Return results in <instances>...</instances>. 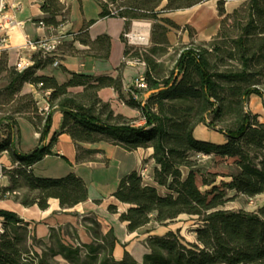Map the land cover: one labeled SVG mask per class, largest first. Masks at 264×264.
<instances>
[{
    "label": "trees",
    "instance_id": "1",
    "mask_svg": "<svg viewBox=\"0 0 264 264\" xmlns=\"http://www.w3.org/2000/svg\"><path fill=\"white\" fill-rule=\"evenodd\" d=\"M98 1L102 8L100 17L124 18L125 31L134 20L146 19L153 23L151 47L142 51L127 44L124 51L125 58H139L146 64V89L133 90L131 86L130 95L125 99L126 104L140 110L144 123L137 125L136 119L114 115L110 104L98 96L99 89L107 86L121 94L120 76L72 73L71 79L59 83L52 76L36 74L38 68L52 62L51 57L40 55L33 65L22 71L1 59L0 74L8 73L5 89L9 92L10 102L14 97L24 101L15 113L28 119L40 133V143L32 151L19 153L13 149L18 170L11 176L12 184L4 188V192H13L20 177L25 191L17 199L25 206L37 204L44 209L49 198H57L62 207H71L87 199L86 184L75 173L60 178H41L30 170L44 156L57 154L52 148L61 132L68 133L77 145V162L96 160L95 154L99 152L83 148L80 142L107 140L129 151L151 147L155 164L152 178L164 190L144 183L139 171L123 176L113 195L130 206L121 213L120 219L134 231L152 219L167 224L180 216L194 217L196 239L203 247L197 249L193 241L179 231H170L163 237L149 239L151 252L144 255L143 262L138 263L128 253L117 262L112 257L115 239L106 240L99 232L98 222L91 221L87 228L103 242L86 246L84 257L79 246H67L60 241L56 246L45 247L40 255L28 247L29 238L36 240L31 236L28 224L15 212L2 209L0 215L4 217L5 231L0 235V264H48V258L58 254L73 264L81 258H85L84 264H264V204L255 211L224 206L229 201L225 190L250 198L264 193V121L260 120L259 114L245 109L252 94L261 97L264 106V87L259 86L262 83L259 76H264V0H251L249 20L233 40V45H217L221 26L208 41L179 42L174 67L165 75L160 71L162 63L156 56L159 50L173 46L167 39V32L170 27L179 26L162 14L207 0ZM226 1L218 0L221 23L224 18L238 13V8L226 13ZM68 10L61 0H43L45 16L38 22H43L46 27H59L68 22ZM89 24L85 23L74 39L88 45L89 54L107 58L110 37L104 34L91 40ZM122 38L125 40L124 36ZM213 50H225L229 58L238 54L241 67L213 70L209 57ZM69 51L77 52L72 45ZM25 83L33 84L44 94L47 110L39 107V100L33 94L21 93ZM74 86H83V90L73 93L69 89ZM225 86L229 95L235 98L237 108L229 107V112L235 113L234 124L220 129L216 128V121L226 112V105L220 101V90ZM159 87L163 89L145 96L148 90ZM133 91L139 94V99L134 97ZM174 99L196 101V105L166 103V100ZM57 110L63 113L61 129L47 142L52 116ZM5 119L8 140L14 148L18 124L10 116ZM200 124L216 129L226 141L215 143L196 138L194 131ZM6 149L5 144H0V151ZM201 155L218 156L223 160L232 158L236 172L229 175V180L222 181L221 186L216 185L214 180L195 169ZM197 175H201L203 185H212L211 189L202 191L197 184ZM109 209L116 210V206L110 205ZM54 236L57 238L51 233V239Z\"/></svg>",
    "mask_w": 264,
    "mask_h": 264
},
{
    "label": "crops",
    "instance_id": "2",
    "mask_svg": "<svg viewBox=\"0 0 264 264\" xmlns=\"http://www.w3.org/2000/svg\"><path fill=\"white\" fill-rule=\"evenodd\" d=\"M3 1L5 8L0 11V37L5 34L7 40L4 45H0V61L4 59L9 66H14L16 61L22 57L30 59L34 63L42 54L37 45L27 46V40L58 36L60 42L56 56L60 59L59 66L49 64L38 68L36 74L52 76L59 83L71 79L72 73L110 76L112 78L120 76L122 81L121 94L113 87L107 86L99 89L98 96L110 104L114 115L120 114L126 118L136 119L139 125L144 123L140 110L125 102V99L130 95L129 89L133 81L140 74L145 73L146 66L125 61L124 51L128 43L125 37V40L122 38L126 32L124 18L100 17L102 8L98 0H61L69 8L68 22L56 28L46 27L38 22L45 16L42 11L43 0ZM239 4V0H227L225 2L226 13L233 12ZM162 17L171 19L179 26V28L170 27L167 32V39L172 45H176L178 42L188 43L191 40L196 42L208 41L218 33L222 20L218 11V0H207L188 8L166 12L162 14ZM9 19H13L17 24L6 29L3 28V24H6ZM57 19H60V16ZM135 21V26L138 23L149 24L140 20ZM88 22L90 23L88 35L91 40H95L104 34L110 37V52L107 58L89 54L87 52L89 46L74 39L75 34L79 33L85 23ZM70 45L77 52H70ZM22 87L23 94L31 93L38 98L40 108H45L48 105L44 94L38 91L33 84L25 83ZM69 90L73 93L81 92L83 86H74ZM249 102H255L257 105L254 113L263 112L262 99L258 96L252 94ZM62 121L63 113L60 110L55 111L47 142L54 133L60 131ZM17 124V134L14 141L15 150L19 153H28L39 145L40 133L24 117H18ZM194 135L198 139L215 143L226 141L223 134L209 129L204 124L196 127ZM80 145L86 149L98 150L99 152L95 154L96 160L77 162V145L68 133L61 132L58 133L52 148L53 152L57 154L44 156L33 164L30 170L35 176L41 178H60L69 173H75L86 184L88 191L86 200L71 207H62L59 199L49 198L48 206L42 209L37 204L25 206L19 202V199L9 198L8 195L11 193L9 191H5L4 195L0 196V210L15 212L28 224V228L32 232L31 235L43 245V248H39L33 244L31 250L42 255L45 247L56 246L57 241H60L67 246H79L82 257H84L87 253L86 246L98 245L103 242V240H97L87 228L91 226V221L98 222L99 232L105 236L106 240L115 239L112 257L117 262L122 261L126 253L138 263L143 262L144 255L151 252L149 239L152 237H163L170 231H179L185 236L184 227L180 221L183 216L167 224H160L152 219L147 225L134 231H130L127 222L120 219L121 213L130 206L119 201L113 195L123 176L132 171H139L142 164L147 163L149 177L143 179L144 183L154 185L160 191L164 190L152 178L155 164L151 157L153 152L151 147L129 151L107 140L93 143L80 142ZM216 157L218 158V156ZM231 160L233 159L229 158V161ZM5 162L10 163L6 165L10 170H18L17 160L14 157L2 156L0 163L5 164ZM207 172L217 174V172L209 169ZM11 184V176L0 178V192ZM24 191L22 180L18 177L13 192L20 195V198ZM110 205H115L116 210H110ZM51 233L56 234L57 238L54 236L51 239ZM189 240L193 241L194 239ZM146 243H149V246H146ZM50 258L65 260L72 264L60 254L50 256Z\"/></svg>",
    "mask_w": 264,
    "mask_h": 264
},
{
    "label": "rangeland",
    "instance_id": "3",
    "mask_svg": "<svg viewBox=\"0 0 264 264\" xmlns=\"http://www.w3.org/2000/svg\"><path fill=\"white\" fill-rule=\"evenodd\" d=\"M240 4L238 6V13L226 17L223 19L221 23V29L220 34L218 36L219 43L217 45L223 46V44L233 45V40L235 37L241 33L243 27L245 26L246 22L249 20V5L251 0H239ZM144 22H148V28H149V39L146 43L142 44H130L131 46H134L136 49L139 50H145L153 45L152 42V30H153V23L151 20H141ZM132 28V23L126 31H130ZM178 46L179 42L176 45H173L165 50H159V55L156 56V59L158 61H161L162 66L160 68V71L163 75L169 74L171 69L174 67L175 60L178 57ZM226 49V46H225ZM227 52L225 50H213L211 52L210 61L213 66V70L215 71H222L226 69H236L238 67H241V62L239 55L236 54L235 58H229L227 55ZM255 63L257 61L255 60ZM259 67V66H257ZM7 72H3L0 74V144H5L6 150L0 151V158L4 155H7L9 158L14 157L13 156V148L10 145V141L8 140L7 135V127H6V119L5 117H12L14 121L16 122L19 115L15 113L16 108H18L20 105L24 104L23 100L17 99L14 97V100L10 102L9 92L5 89L6 85V75ZM262 83L259 85L260 87H264V76H259ZM23 88V87H22ZM227 86L222 87L220 90V101L223 102L226 105V112L222 114L221 117L217 118L216 121V128L223 129L226 126H230L234 124L235 121V113L233 111L229 112V107L232 106L233 108H237V104L235 102V98L231 97L229 95V91L227 90ZM22 93V89H21ZM23 94V93H22ZM256 95V94H254ZM257 96V95H256ZM259 97V96H258ZM262 99L261 97H259ZM166 103L169 105H180V104H188L192 103L196 105V101H183L180 99H174V100H166ZM255 102H249L246 103L245 109L250 110L254 113V109L256 108ZM262 109L263 112H259L260 117L264 114V106L262 103ZM211 117V116H210ZM209 117V118H210ZM260 120L264 121V117H261ZM209 129L217 132L216 129H213L209 126H207ZM13 159V158H12ZM197 166L195 169L199 170L200 172H203L204 176L208 178L209 180H214V184L221 186L222 181L228 180L229 175L236 172V167L233 164L232 160L229 161V159L223 160L221 158H217L216 156H199L197 158ZM2 161V160H1ZM229 161V162H228ZM4 163V161H2ZM1 163L2 165V176L0 178H3V176H12L15 174L17 170H10L6 165H9V162H5V164ZM5 165V166H4ZM217 172V174H212L207 172V170ZM201 175H197V184L200 187L202 191H206L211 189L212 185H203ZM225 196L229 197V201L225 203V207L229 209L234 210H248V211H255L258 210L263 204H264V193L254 196V197H247L244 195H235L233 191L225 190ZM4 195V191L0 192V196ZM235 195V196H234ZM20 195H18L15 192H11L8 197L9 198H18ZM233 196V197H232ZM6 197V196H4ZM195 218H188L186 216L182 217L181 223L184 227V234L187 239H194L196 237V233L194 232V220ZM32 236V235H31ZM28 247L33 249V244L36 246H39V248H43V245L38 241L32 239H28ZM48 264H69L65 260H55L54 258H48ZM38 261V260H37ZM85 258H81L74 264H84ZM73 264V263H72Z\"/></svg>",
    "mask_w": 264,
    "mask_h": 264
},
{
    "label": "built area",
    "instance_id": "4",
    "mask_svg": "<svg viewBox=\"0 0 264 264\" xmlns=\"http://www.w3.org/2000/svg\"><path fill=\"white\" fill-rule=\"evenodd\" d=\"M5 8L4 5V1L0 0V11L3 10ZM5 16V15H4ZM135 23L136 21L134 20L132 22V28L130 31H126L124 33V37L126 38V41L128 44H142L145 43L144 39H141L138 37V35H136L134 32V28H135ZM13 24H17V22H15L13 19H9L7 20L6 24H3V28H7L10 27ZM40 25L45 26L43 22H39ZM7 40L6 35L4 34L3 36L0 37V45H4L5 42ZM148 41V40H147ZM60 42V38L57 37H51V38H42V39H37V40H27V46L30 45H37V47L40 49L42 57L44 58H48L51 57L52 58V62L50 63V65L52 66H59L60 64V59L56 56V52L58 49V45ZM125 61L128 63H133V64H139L141 66H146L145 62L139 58H125ZM31 65H33V62L30 59L27 58H22L20 57L14 67L19 70L22 71L28 67H30ZM41 85V83H40ZM133 87V90H143L146 89L147 87V83H146V78H145V74H140L132 83L131 85ZM135 98H140L139 94H137L136 92H132ZM48 109V105L45 107V110ZM137 125H139V123L136 122ZM206 156V155H203ZM140 176L143 179H148V164L147 163H143L140 170H139ZM2 176V165L0 163V177ZM5 231V227H4V218L0 216V235L2 233H4ZM146 246H149V243H146ZM193 246L197 249H201L203 247V244L198 241L196 239V237L193 240Z\"/></svg>",
    "mask_w": 264,
    "mask_h": 264
},
{
    "label": "bare ground",
    "instance_id": "5",
    "mask_svg": "<svg viewBox=\"0 0 264 264\" xmlns=\"http://www.w3.org/2000/svg\"><path fill=\"white\" fill-rule=\"evenodd\" d=\"M135 34L138 35L139 38L144 39V42L146 43L149 39V28L147 23H138L136 24L135 28Z\"/></svg>",
    "mask_w": 264,
    "mask_h": 264
},
{
    "label": "water",
    "instance_id": "6",
    "mask_svg": "<svg viewBox=\"0 0 264 264\" xmlns=\"http://www.w3.org/2000/svg\"><path fill=\"white\" fill-rule=\"evenodd\" d=\"M162 89H163V87H159V88H154V89L148 90V91L145 93V96H146V97H149L152 93H154V92H158V91H160V90H162Z\"/></svg>",
    "mask_w": 264,
    "mask_h": 264
}]
</instances>
